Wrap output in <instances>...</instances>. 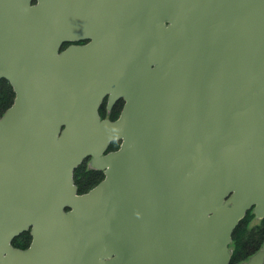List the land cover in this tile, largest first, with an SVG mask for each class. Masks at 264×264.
I'll return each instance as SVG.
<instances>
[{
    "label": "water",
    "instance_id": "obj_1",
    "mask_svg": "<svg viewBox=\"0 0 264 264\" xmlns=\"http://www.w3.org/2000/svg\"><path fill=\"white\" fill-rule=\"evenodd\" d=\"M33 1L0 0L15 92L0 112V264H231L240 221L264 218V0H170L168 29L104 10L98 43L122 50L111 80L90 48L60 51L90 0ZM109 91L126 101L115 121L99 116ZM88 158L104 179L79 194ZM241 264H264V245Z\"/></svg>",
    "mask_w": 264,
    "mask_h": 264
},
{
    "label": "flooded vegetation",
    "instance_id": "obj_2",
    "mask_svg": "<svg viewBox=\"0 0 264 264\" xmlns=\"http://www.w3.org/2000/svg\"><path fill=\"white\" fill-rule=\"evenodd\" d=\"M151 8H145L144 0H90L88 1V7L86 10L85 17V32L78 37V35L74 34L73 38L66 40L62 43L60 47V51H63L71 46H79L87 48V59H88V50L90 48L89 58L92 62H98L99 68L102 72L104 78L107 80H111L115 78V75L120 74L122 71L121 67V58H122V50L121 47L115 48L110 44L98 43V37L100 35V30L102 27V14L104 10H108L110 12H114L115 19H118V23L120 24L122 18V10H125L130 15H146L157 14L158 16V25L163 28L168 29L171 25V20L169 17V1L170 0H149ZM32 4H38L37 0H34ZM153 6H156L154 9ZM161 10V11H160ZM143 20V18H140ZM52 35V33H50ZM56 36V34H55ZM116 60L118 61L116 63ZM101 66V67H100ZM5 80L10 88L12 93L15 92L13 90L12 85L6 78L0 79V81ZM115 84L111 85V88L114 89ZM113 91H109L104 96L102 103L99 108V115L101 119H109L111 121H115L119 116L121 111L125 106V98L120 96L113 101ZM14 101V100H13ZM91 159H87L85 162ZM103 173V172H102ZM104 175V173H103ZM253 220V219H252ZM260 220L259 222H261ZM32 241L31 227L19 233L14 237L11 244L14 248L25 250L27 249ZM264 245H261L262 248Z\"/></svg>",
    "mask_w": 264,
    "mask_h": 264
},
{
    "label": "trees",
    "instance_id": "obj_3",
    "mask_svg": "<svg viewBox=\"0 0 264 264\" xmlns=\"http://www.w3.org/2000/svg\"><path fill=\"white\" fill-rule=\"evenodd\" d=\"M14 100V94L9 84L0 81V111L4 112ZM119 142H113L109 149L119 148ZM104 175L101 171L88 169L86 162L81 164L74 173L75 184L79 193H85L95 187ZM254 214L250 210L246 217L240 221L232 235L230 247L232 249L231 264H239L257 252L264 242V219L258 225L250 226Z\"/></svg>",
    "mask_w": 264,
    "mask_h": 264
},
{
    "label": "rangeland",
    "instance_id": "obj_4",
    "mask_svg": "<svg viewBox=\"0 0 264 264\" xmlns=\"http://www.w3.org/2000/svg\"><path fill=\"white\" fill-rule=\"evenodd\" d=\"M87 168L89 167V161L86 162ZM259 223V219H257L256 217L253 218V220L251 221V225L254 224H258Z\"/></svg>",
    "mask_w": 264,
    "mask_h": 264
}]
</instances>
